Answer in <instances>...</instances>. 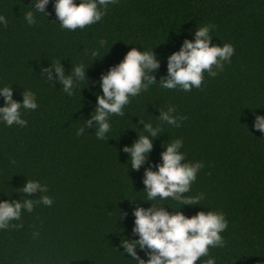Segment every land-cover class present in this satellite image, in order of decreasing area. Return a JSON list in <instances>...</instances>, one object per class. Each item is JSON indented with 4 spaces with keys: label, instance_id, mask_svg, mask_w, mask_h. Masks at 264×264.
Here are the masks:
<instances>
[{
    "label": "trees",
    "instance_id": "trees-1",
    "mask_svg": "<svg viewBox=\"0 0 264 264\" xmlns=\"http://www.w3.org/2000/svg\"><path fill=\"white\" fill-rule=\"evenodd\" d=\"M30 8L31 0H0L7 20L0 25V86L9 85L16 100L29 89L37 102L35 109H21L25 126L0 122V199L25 198L19 187L29 178L47 185L52 204L22 209L19 228L0 229V264H135L119 241L134 235L132 207L151 203L142 199L147 161L134 170L122 151L143 134L138 117L162 130L149 153L153 168L162 142L176 137L183 140V159L204 165L184 193H202L200 203L168 198L162 206L185 215L209 208L224 213V245L209 248L215 264L264 261V134L252 127L254 114L264 115V0H115L99 21L75 30L59 26L52 0L46 17L33 12L32 25L24 20ZM202 23L214 26L210 43L234 47L222 70L204 72L201 86L187 92L161 88L158 81L150 85L130 98L123 115L109 117L107 139H97L87 126L75 135L101 92L100 74L129 48L153 47L159 79L166 74V56ZM58 60L65 74L71 64L86 66V84L79 81L72 96L39 73ZM169 104L185 117L180 127L156 117Z\"/></svg>",
    "mask_w": 264,
    "mask_h": 264
},
{
    "label": "clouds",
    "instance_id": "clouds-1",
    "mask_svg": "<svg viewBox=\"0 0 264 264\" xmlns=\"http://www.w3.org/2000/svg\"><path fill=\"white\" fill-rule=\"evenodd\" d=\"M49 0H31V8L24 12L27 24L35 23L33 12L43 13L47 16L46 5ZM115 0H52L55 16L61 28L75 30L93 24L101 19L108 5ZM7 20L0 15V25H5ZM213 25L202 23L192 31V38H183L178 50L166 56V74L157 79L154 72L159 68L160 61L151 49L135 46L129 48L123 57L114 65H110L99 77L101 92L95 94V104L87 118L76 128L75 135L79 136L85 131V126L92 128L97 139H107L110 130L109 117L112 114L123 115V107L131 97L146 91L150 85L159 82L161 88L181 89L185 92L192 88H199L204 78L215 76L217 70H222L225 63L230 61L234 47L230 42L220 44L210 43ZM103 46L104 41H98ZM92 58H96L97 50L90 51ZM86 66L79 63L71 64L70 71L65 74V69L60 60L40 67V74L47 81H57L63 93L73 95L74 86L81 80L86 84ZM97 83V81H93ZM22 99L12 97L9 85L0 86V122L5 125L16 124L25 126L27 121L21 116V109L37 108L36 95L29 89H23ZM159 122L173 127H180V122L185 119L169 104L166 109L159 107ZM142 123L143 134L137 133V138L131 144L122 146V151L127 153V162L136 170L142 165V184L145 197L151 203L145 207L136 204L131 212L133 222L131 237H123L119 243L123 252L128 253L135 264H194L198 258L199 264H215V257L209 255L210 247H223L224 241L221 233L227 226L225 215L220 210H198L195 214L185 215L178 207L173 211L166 210L161 201L168 198L177 200L181 204H197L203 199L202 193L185 196L191 183L196 179V173L204 165L202 161L184 160L185 153L181 151L183 140L180 137L167 139L162 142L159 152V161L155 163L149 159L153 147V138L161 132L160 124H153L138 117ZM252 127L264 134V115L254 114ZM264 136V135H262ZM183 161V162H182ZM24 193L23 199H0V229L19 228L22 209L31 212L34 204L51 205L52 197L47 195V185L39 180L26 178L19 187ZM36 192V199L27 195ZM134 199V198H133ZM132 200V199H130ZM127 210L121 212V218L126 216ZM13 220L17 223H11ZM33 235H38L34 231ZM144 253L141 257L137 249ZM122 253V252H121ZM264 264V261L258 262Z\"/></svg>",
    "mask_w": 264,
    "mask_h": 264
}]
</instances>
